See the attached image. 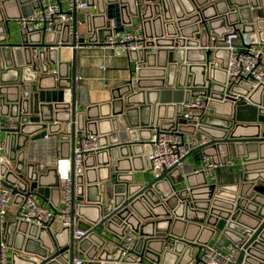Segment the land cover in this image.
Here are the masks:
<instances>
[{
	"label": "water",
	"instance_id": "95a60500",
	"mask_svg": "<svg viewBox=\"0 0 264 264\" xmlns=\"http://www.w3.org/2000/svg\"><path fill=\"white\" fill-rule=\"evenodd\" d=\"M17 3L40 5L0 0V119H8L0 178L14 189L16 204L35 195L58 209L71 171L79 221L56 232L53 224L5 221L0 240L13 251L11 264H75L78 255L82 264H129L132 257L119 247L129 231L140 238L145 264H191L195 246L216 235L220 248L241 247L238 264H264V84L229 80L230 51L222 43L233 31L242 45L255 35L264 53V0H88L86 11H97L82 22L88 37H79L75 13L72 37L66 25L46 35L21 33L20 44L8 45L6 19L24 18L10 15ZM136 20L156 51L129 54L135 85L113 89L109 103L79 109L88 104L79 97L76 46L105 43ZM64 47L73 48L72 63L59 62ZM199 97L209 98L214 115L184 124L182 103ZM155 129L190 135L187 157L200 154L217 166L240 158L242 181L211 185L195 165L191 173L177 168L136 178L145 170L137 150ZM87 135L98 138L100 150L76 167V142ZM44 142L46 160L34 161L33 147ZM76 229L87 236L75 240Z\"/></svg>",
	"mask_w": 264,
	"mask_h": 264
},
{
	"label": "built area",
	"instance_id": "2783aa9c",
	"mask_svg": "<svg viewBox=\"0 0 264 264\" xmlns=\"http://www.w3.org/2000/svg\"><path fill=\"white\" fill-rule=\"evenodd\" d=\"M39 8L20 20L18 24L23 34L31 35L42 33L43 35L55 32L57 27L70 26V35H73V15L80 11L89 9L88 0H39ZM140 29L124 32H114L108 37L105 43L88 44L94 46H103L119 53L129 55L131 52L156 51L147 44L148 40L140 34ZM241 35L233 31L227 34L222 43L230 51L227 75L232 81H245L248 85L257 88L264 84V53L263 44L257 42L250 45L241 44ZM86 44H78L76 49L88 47ZM242 45V46H241ZM182 113L180 120L184 124L198 122L210 112L209 98H193L189 103H182ZM2 122L0 120V162L4 161L5 142L2 138ZM186 134L177 129L171 131H161L155 129L152 139L149 141L150 152L148 154L149 172L153 178L161 177L166 171L181 168L190 149ZM190 137V136H189ZM46 139L48 136L45 137ZM192 137L189 139L191 140ZM205 139V138H204ZM100 150L98 138L92 135L82 137L78 146L73 152V164L76 167L83 165L87 156L95 154ZM203 171L207 175H213L218 167L210 159L204 158ZM16 194L14 189L7 185L0 178V235L1 226L6 220L9 207L15 202ZM62 208H48L35 195H29L24 198L21 204H18L16 220L24 221L39 228H47L52 224L59 223L62 227H77L79 218L74 214V197L71 181V171L65 181L62 190ZM87 236L83 230L76 229L74 239L81 240ZM139 236L134 232H128L124 239L119 242V247L123 250V257H132L133 261L129 264H145L142 257L137 252ZM241 247L232 245L228 248H220L216 244H209L200 249L198 256L191 264H238ZM82 260H76L75 264H82ZM0 264H9L7 245L0 240Z\"/></svg>",
	"mask_w": 264,
	"mask_h": 264
},
{
	"label": "crops",
	"instance_id": "0c3cea01",
	"mask_svg": "<svg viewBox=\"0 0 264 264\" xmlns=\"http://www.w3.org/2000/svg\"><path fill=\"white\" fill-rule=\"evenodd\" d=\"M34 12V8L32 3L20 5L17 3L16 11L11 12L10 15L12 18L16 17H26L31 15ZM97 13L96 7H91L90 11H80L76 15V20L78 24V29L80 31L79 37L87 36L85 33V26L82 25V22L86 19L87 15H95ZM6 36L8 38L6 44H14L18 45L21 43V31L17 20H8L6 19V23L4 24ZM140 29V34L145 36L144 30L140 25L139 20H136L132 26L125 27L126 31L129 30H137ZM88 37V36H87ZM257 38L255 35L247 36L246 43H255ZM88 45V43H85ZM151 51V50H149ZM58 59L59 62H70L73 60V48L64 47L58 49ZM74 65L76 69V82L78 89L81 91L80 100L83 102H87L88 106L86 107H78L81 110H85L88 107H97L98 105H103L112 101L113 89L118 87H122L124 85L132 82L134 85L136 83V73H135V64L131 61L129 55H125L123 53L116 52L114 50L105 48L103 46H94L88 45V47L82 49H76V56L74 60ZM71 68V67H70ZM56 68H53L55 70ZM92 113H98L95 108L92 109ZM208 115H214V112L210 109ZM2 124L8 123V119L1 118ZM186 137L187 142H191L189 139L190 135ZM203 137V134H201ZM2 138L5 142V132H2ZM80 139L77 140L76 146H78ZM46 148V142L39 143L37 146L32 149V159L34 161L46 160V154L49 152ZM139 152H143L142 161L138 164V168H144L145 170L142 173H136L135 176L138 179H143L147 181L149 179H153L152 174L149 172V161L148 154L150 152V144L149 142L143 147H139L137 150ZM138 153V152H137ZM139 154V153H138ZM200 154H195L190 157H186L181 169L184 172L191 173L195 171L193 168L194 165L198 171H202L204 169V163ZM243 164L239 159L228 160L227 165L218 166L213 175L206 174V180L209 184H216L217 186H226V185H234L238 184L242 181L243 178ZM139 181V180H138ZM203 181L202 177H194L193 182L199 184ZM187 185L184 184L183 188H186ZM62 198V197H61ZM39 202L52 209L50 204H46L43 200L39 199ZM18 204L15 202L10 205L8 216L6 218L7 222H13L16 220L17 207ZM59 208H62V201L60 203ZM62 226L59 223L53 224L52 231H59ZM130 232V231H129ZM219 235H216L210 244L219 245L218 242ZM140 243L138 242V249ZM230 246L229 242H226L224 245L225 248ZM8 248V247H7ZM201 247L195 246L193 255L196 257L200 252ZM12 250L8 248V261L11 264L12 259ZM76 260H84L83 256L78 255Z\"/></svg>",
	"mask_w": 264,
	"mask_h": 264
},
{
	"label": "rangeland",
	"instance_id": "374dc122",
	"mask_svg": "<svg viewBox=\"0 0 264 264\" xmlns=\"http://www.w3.org/2000/svg\"><path fill=\"white\" fill-rule=\"evenodd\" d=\"M40 199V198H39ZM47 204V203H46Z\"/></svg>",
	"mask_w": 264,
	"mask_h": 264
}]
</instances>
